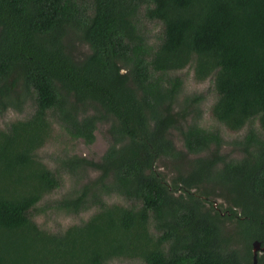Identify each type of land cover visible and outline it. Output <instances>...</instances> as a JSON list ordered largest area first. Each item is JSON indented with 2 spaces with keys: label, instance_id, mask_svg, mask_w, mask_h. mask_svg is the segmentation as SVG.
Segmentation results:
<instances>
[{
  "label": "trees",
  "instance_id": "trees-1",
  "mask_svg": "<svg viewBox=\"0 0 264 264\" xmlns=\"http://www.w3.org/2000/svg\"><path fill=\"white\" fill-rule=\"evenodd\" d=\"M77 1L0 0V115L33 107L0 128V264H252V243L264 245V0ZM144 20L160 25L157 42ZM74 40L89 51L75 56ZM186 67L212 77L218 122L247 126L239 158L199 123L201 94L177 102ZM100 123L98 159L39 155L54 125L89 145ZM50 210L92 213L50 230L35 219Z\"/></svg>",
  "mask_w": 264,
  "mask_h": 264
},
{
  "label": "rangeland",
  "instance_id": "rangeland-1",
  "mask_svg": "<svg viewBox=\"0 0 264 264\" xmlns=\"http://www.w3.org/2000/svg\"><path fill=\"white\" fill-rule=\"evenodd\" d=\"M86 1L87 0H78L77 3L80 2L81 4H85ZM143 22L145 23V26L147 27L151 35V41L157 42L158 40L156 39V37L161 31L160 25L153 22H148L146 20H144ZM72 51L75 56H82L87 53L89 49L83 42L74 40L72 42ZM176 75L180 76L183 80L182 90L177 98V102H181L186 95L201 94L203 99L199 104V108L201 110V118L199 120V123L205 128L217 129L220 132L223 140V144L220 150L221 153L227 154L230 157L239 158L240 152L236 149V146L233 144V142L237 139H240L244 135L247 126L243 127L240 130L233 131L228 129L226 126L215 119L211 111V106L216 99L212 77L203 81H197L194 78L193 71L189 67L177 71ZM32 111L33 107L30 104L26 105L22 112H17L12 109L8 110L3 115H0V128H5L7 123H9L10 121L26 118L31 114ZM255 126H258V122L255 123ZM107 127V124L100 123L97 127V130L95 131L94 142L87 145L82 140H71L62 132L60 127L54 125L52 136L49 142L38 151L39 155L45 160V162L49 163L50 165H52V163L49 161L48 155L52 153L68 152L93 159H98L104 153L109 143ZM171 137L174 139L175 144L179 148H183L180 136L175 130L171 131ZM164 164V162L160 161L159 165H163V167L161 166L159 169L162 172H167L168 169L164 166ZM70 185V181H66L62 189L55 191L52 195L46 196L45 199L51 200L60 197V195L65 190H67ZM106 200L108 202H116L119 204L129 203V201L117 195L111 196ZM216 201L218 203H221V199L219 198L216 199ZM44 203L45 201L42 200L38 203V205ZM91 213L92 210H88L86 212H81L75 215H65L64 213L50 210L46 213L35 216V219L42 227L50 230H58L65 228L68 225L79 223L80 221L85 220ZM120 263L121 261H116L114 264Z\"/></svg>",
  "mask_w": 264,
  "mask_h": 264
},
{
  "label": "water",
  "instance_id": "water-1",
  "mask_svg": "<svg viewBox=\"0 0 264 264\" xmlns=\"http://www.w3.org/2000/svg\"><path fill=\"white\" fill-rule=\"evenodd\" d=\"M264 251V245H261V242L254 241L252 243V264H257V255Z\"/></svg>",
  "mask_w": 264,
  "mask_h": 264
},
{
  "label": "flooded vegetation",
  "instance_id": "flooded-vegetation-1",
  "mask_svg": "<svg viewBox=\"0 0 264 264\" xmlns=\"http://www.w3.org/2000/svg\"><path fill=\"white\" fill-rule=\"evenodd\" d=\"M215 206H216V203H215ZM263 252V251H262ZM261 253V252H260Z\"/></svg>",
  "mask_w": 264,
  "mask_h": 264
}]
</instances>
